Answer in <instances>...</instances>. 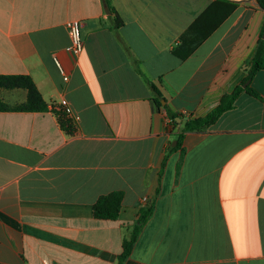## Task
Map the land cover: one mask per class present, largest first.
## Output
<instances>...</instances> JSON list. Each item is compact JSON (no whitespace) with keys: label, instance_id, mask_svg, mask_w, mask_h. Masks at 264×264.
I'll use <instances>...</instances> for the list:
<instances>
[{"label":"crops","instance_id":"1","mask_svg":"<svg viewBox=\"0 0 264 264\" xmlns=\"http://www.w3.org/2000/svg\"><path fill=\"white\" fill-rule=\"evenodd\" d=\"M110 1L117 32L102 0H0V74L28 75L47 104L0 111V264H118L153 199L121 264H264V101L241 93L207 129L186 132L163 165L186 117L243 86L264 9L256 0ZM188 29L185 43L201 41L187 55L179 37ZM247 80L264 98V69ZM25 98L0 89L11 106ZM61 99L76 120L71 134L49 110ZM112 191L123 193L117 218L94 217Z\"/></svg>","mask_w":264,"mask_h":264},{"label":"trees","instance_id":"2","mask_svg":"<svg viewBox=\"0 0 264 264\" xmlns=\"http://www.w3.org/2000/svg\"><path fill=\"white\" fill-rule=\"evenodd\" d=\"M105 7L107 8L108 14L110 16L111 22V29L114 32H117L119 27L122 25V20L117 15L116 11L114 10L110 0H102ZM259 7L264 9V0H256ZM264 31V26L259 34L257 39L252 57L248 64L247 74L244 79H252L255 74L264 69V38L262 37V33ZM190 29L186 30L180 37H179V46L185 48L186 54L188 55L196 45L201 41L200 37H196L192 41H187L185 43L186 38L190 37ZM191 39V38H190ZM189 39V40H190ZM121 44L124 46L127 55L130 57L131 53L129 52L128 48L119 40ZM131 58V57H130ZM131 61L133 62L132 58ZM137 69L136 65L134 66ZM243 81V82H244ZM149 87L151 90L156 94V98L154 99L156 105L158 107H164V104L161 103L160 94L158 93L156 87L152 84V82H148ZM14 88H22L26 90V98L25 101L17 104V105H9L0 99V111L3 110H21V111H42L46 110L47 104L42 99L37 87L35 86L32 79L26 74H0V89H14ZM241 93H247L252 97L264 101L262 95L253 89L249 84L245 87L242 84H239L234 87V89L229 92L225 93L221 96L218 104L214 106L211 110H209L205 115L199 117H191L188 116L183 121L182 125L180 126L179 130L174 133V140L175 145H170L167 152H165V157L163 160V165L166 159L168 158L169 154L174 150L180 148L184 134L188 131H202L207 129L209 126L214 124L216 120L226 111L233 108L235 100ZM57 117V120L62 127L68 134L73 133L75 130V119L73 116H70L65 111H58L53 112ZM167 115L171 121L174 120V114L167 111ZM183 150V149H181ZM158 192V191H157ZM123 193L122 191H112L108 194L101 195L95 201L92 206V213L93 216L100 219H116L120 208H121V201H122ZM154 210V199L147 203L145 206L139 209L138 216L136 220L132 224V228L130 234L127 238H125L122 242V250L118 257V264H121L122 261L128 257L131 253L133 245L141 232V229L149 216L152 214Z\"/></svg>","mask_w":264,"mask_h":264},{"label":"built area","instance_id":"3","mask_svg":"<svg viewBox=\"0 0 264 264\" xmlns=\"http://www.w3.org/2000/svg\"><path fill=\"white\" fill-rule=\"evenodd\" d=\"M80 23L81 22L78 19H73V20H69L66 22V27H67V30L70 36V46L68 47V50H70L74 55L79 54L83 47V41H82L80 31H79ZM61 73H62L63 79L66 80L67 75L62 70H61ZM49 110L51 112H55V111L58 112L62 110L68 113L70 116H72L70 113L69 107L67 106L65 100L63 99L52 102L49 105ZM142 200L146 201V198H143Z\"/></svg>","mask_w":264,"mask_h":264},{"label":"water","instance_id":"4","mask_svg":"<svg viewBox=\"0 0 264 264\" xmlns=\"http://www.w3.org/2000/svg\"><path fill=\"white\" fill-rule=\"evenodd\" d=\"M262 37L264 38V31H263V33H262ZM248 83H249V80H246V81L244 82V84H243V87H245ZM173 144H175V142H174Z\"/></svg>","mask_w":264,"mask_h":264}]
</instances>
